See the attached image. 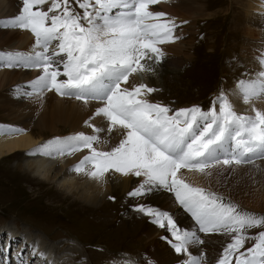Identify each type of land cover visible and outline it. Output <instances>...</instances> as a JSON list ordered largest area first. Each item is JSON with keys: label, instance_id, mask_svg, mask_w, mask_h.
Instances as JSON below:
<instances>
[{"label": "snow or ice", "instance_id": "snow-or-ice-1", "mask_svg": "<svg viewBox=\"0 0 264 264\" xmlns=\"http://www.w3.org/2000/svg\"><path fill=\"white\" fill-rule=\"evenodd\" d=\"M159 3L22 0L20 13L4 26L30 31L35 37L33 51L0 53V67L40 70L30 82L31 91L24 93L27 96L42 98L54 91L85 105L95 104L84 122L92 134L55 137L30 154L57 158L87 150L71 169L77 174L97 182L110 171L136 177L127 196L138 201L161 190L173 194L195 221L194 229L181 227L175 213L152 204L137 203L134 210L170 233L171 239L164 238L185 257L181 264H208L199 247L206 243L201 233L223 238L215 264H264V215L243 210L187 180L189 173L211 177L216 169L223 175L222 168L264 159V110L254 103L264 100V71L257 79L240 80L232 93L251 106L252 115L238 113L223 91L207 111L199 106L174 110L152 102L149 97L158 89L136 80L154 71V64L164 57L160 46L179 39L176 30L187 23L153 11ZM260 62L264 65V57ZM97 118L99 126L93 122ZM24 131L10 128L15 134ZM102 133L108 139L101 140ZM112 138L118 142L109 149L98 147ZM254 229L259 231L253 234Z\"/></svg>", "mask_w": 264, "mask_h": 264}, {"label": "rangeland", "instance_id": "rangeland-1", "mask_svg": "<svg viewBox=\"0 0 264 264\" xmlns=\"http://www.w3.org/2000/svg\"><path fill=\"white\" fill-rule=\"evenodd\" d=\"M18 1L22 2V0ZM188 1L195 9H191L189 5L182 7V0H161V3L152 6L153 11L165 12L173 18L179 16L181 21H187V23L177 28L176 33L179 34L176 35L180 38L176 42L160 46L164 52L162 63L154 64V71L140 78L150 87L158 89L149 97L152 102L161 103L174 110L199 106L207 111L221 91L227 94L232 102L236 101L232 93L237 83L242 80L241 73L248 57L247 52L249 51L248 54L251 55L253 51L250 49L251 42L246 43L247 35L244 28L245 18L250 12L248 5L252 1ZM9 2L12 1L9 0ZM1 4H5L7 8V1ZM5 8L0 11V47L3 48L0 49V53L7 48L11 49L10 46L15 48L16 52L8 51L7 53H25L24 47H20L19 43L8 45L9 41H6V38L11 37L12 34L22 35L23 29L4 26L17 15L16 13L14 17H11L9 15L11 10L8 8L5 10ZM198 15L201 16L198 17ZM260 43L263 45V41ZM254 51L259 53L258 48ZM259 54L264 55V53ZM171 55H178L183 62L176 66L174 74L162 73L161 75L160 72L163 69L161 65ZM20 67L26 71V73L20 72L24 75V79L11 82H3L5 68L8 67H0V122L16 124L15 120L20 119L27 123L32 135L42 140H49L57 135H68L72 131L69 125L74 120L71 123L59 119L58 121L57 119L39 121L40 112L43 113L39 104L43 100L24 93L31 91L30 82L41 72L35 68ZM76 104L80 107L82 114L77 120V125L82 124L81 128L85 130V134H92V129L86 127L84 122L94 108L90 107V111L87 110L82 101L76 100ZM239 104L238 102L239 107L236 108L238 113L253 114L250 112V105L243 102ZM93 122L98 126L100 124L98 118ZM105 134H101V140L108 139ZM113 142L118 141L112 138L107 145L98 147L104 146L107 150L114 145ZM23 156L24 152L20 151L0 160V228L5 232L3 238L1 236L0 248L7 253L6 256L10 257L11 261L14 257L21 256L24 262L38 260L29 253L28 248L33 247L32 243L28 247L21 246L24 236L26 237L23 245L30 243L27 239L29 235V238L38 239L39 243L53 245L60 256L69 252L73 257L72 264H129V262L130 264H147L144 256V254L147 255L145 253L146 238L137 235V231L142 224L151 221V218L134 210L137 203L151 204L147 202V198L142 201L129 198L127 193L131 190L124 191L120 186L113 187L109 183L108 198H102V204H99V207L92 206L93 204L82 201L77 195L60 189L56 179L44 181L34 177L30 172L29 174L22 171L17 166V160H22ZM255 163H262L263 170L259 172L257 164H254L252 167L256 172L254 179H250L246 165H241L239 169L230 168V174L239 172L238 175H245L247 177L245 183H242V179L230 180L229 175H226L224 180L214 175L213 169V175L204 176L197 182V186L217 192L243 210L264 215V159H257ZM226 169L225 173L229 168ZM260 173L261 176L263 175L262 180L256 183ZM188 177L189 175H187L189 181L191 178L188 179ZM137 179L130 178L134 183ZM189 182L192 183V181ZM258 231L259 229H254L252 233L255 234ZM17 238L19 245H15ZM203 252L207 253L206 250Z\"/></svg>", "mask_w": 264, "mask_h": 264}, {"label": "bare ground", "instance_id": "bare-ground-1", "mask_svg": "<svg viewBox=\"0 0 264 264\" xmlns=\"http://www.w3.org/2000/svg\"><path fill=\"white\" fill-rule=\"evenodd\" d=\"M6 1H7L8 10L9 9L11 10L9 15L11 17H14L16 13L18 15L22 8V2L18 0L17 1L11 0L12 2H9V0H1L0 1V11H2V9L6 7L5 4H1V3H5ZM251 1L252 2L250 3V5H248L249 7L248 9H250V12L247 13V16L245 18L246 23H245L244 28H245V33L247 35L246 43L251 42L250 44L251 50L254 51L256 48H258L259 53H264V26H263L264 25V0H251ZM190 3L191 2L188 0L187 1L182 0L181 5H183L182 7H184L185 5H189L191 9H195V7L192 8V4ZM7 8H5V10H7ZM195 16L197 17V15ZM199 16L201 15H198V17ZM175 17L178 22L179 21L181 22V19L179 18V16H175ZM11 32H14V30L12 29ZM176 34H179V33H176ZM33 37L34 36L30 31L23 29L22 35L12 34L11 37L6 38V41H9L8 45H13V44L16 45V42H17L20 44V47L21 46L24 47L25 53H31L33 51V46L35 44V41H33ZM261 41H263V45H261L260 43ZM10 47L11 49L7 48L6 51L3 50L4 51L3 53H7L8 51H11V52L15 51L14 50L15 48H13L12 46ZM0 49H3V48L0 47ZM253 51H251L252 52L251 55L248 54L249 51L247 52L248 57H246L245 65L243 66V71L241 73L243 80L257 79L259 76V73L261 71H264V65H262L260 62L261 58L264 57V55L256 53L257 51L256 52L255 51L253 52ZM182 62L183 61L180 60L178 55H171L167 57L163 61V64L161 65V67H163L162 72H160L161 75L162 73L174 74L175 73L174 69L176 68V66H179V64H181ZM15 71L16 73H13ZM20 72L26 73V71H24L23 68L21 67L16 68V69L15 68H7V69L5 68V77H4L3 82L18 81L21 78L24 79V75L20 74ZM136 82L137 83L142 82V78L138 77ZM234 98L236 99V101H234L233 104L235 108H238L239 107L238 102L241 104L242 101L236 96H234ZM41 99L43 100V102L40 103L39 106L41 110H43V113L40 112L39 121L46 120V119H49V120L57 119L58 121L59 119V120H67L68 123L69 122L71 123V121L74 120V122H72L71 125H69L72 128V131L68 135H65V136L57 135L55 137L63 138V137L73 135L79 131L80 132L85 131V130H82L81 128L82 124L77 125L78 123L77 120L79 116L82 114H81V110H79L80 107L77 106L76 104L75 99L61 97L58 94H56L54 91L44 93L43 98ZM254 103L257 108L264 110V100H256L254 101ZM81 106H83V104ZM90 107L95 108V104L85 105V108L89 111H90ZM83 109H84V106H83ZM15 122L17 123L12 124V123L4 122V121L0 122V160L5 156L15 155L18 152L23 151L24 152L23 159L17 160V166L22 171H26L28 173L30 172L33 174L34 177H37L44 181H51L53 179H56L60 189H63L66 192L71 193L73 195H77L82 201H86L90 204H93L92 206H96V207H99L98 205L102 204V198L105 199L108 196L107 194L109 193L107 192H109L110 190L109 183H111L113 187L120 186V188L124 189V191L132 190V188L135 187L134 185H136V182L134 183L133 180H130L131 177L121 176L122 174L120 175V173H116L114 171H110L106 173L103 182H97L95 180L88 178L86 175L77 174L76 172H73L71 170L73 164L75 162L78 163L79 160L83 157V155L87 154V150H84L83 152H78L71 156H64V157H57V158L46 157V156H42L39 154H36V155L30 154L32 150L35 149L38 145L43 144L51 139H54L55 137L49 140H42L41 138L35 137L29 132L26 122H23L20 119H16ZM73 123H76V124H73ZM10 128H21V129H24L25 131L19 134H15V133L10 132ZM113 144L115 143L113 142ZM254 164H257V163H254ZM246 166H248V169H249L248 174L250 175V179H252L254 177V174L256 173L254 172L252 168L254 167V165H246ZM257 166H258L259 172L260 170L261 171L263 170L262 163L257 164ZM235 168L239 169L240 166H236ZM226 170H227L226 168L224 170L220 169V171L223 172V175H217L216 174L217 170L214 169V175L220 176L223 179L226 177V175H229L230 178L228 179L230 180L231 179H242V183H245V180L247 178L245 175H242V174L238 175L239 172L235 173L234 171H232L234 173L230 174L229 172L230 168L225 173ZM188 175H189L188 179L191 178L189 181H192V183L196 185H198L197 182L201 181L200 179L204 177V175L199 174V173H193V174L189 173ZM262 176L260 173V177H258L255 182L256 183L261 182ZM238 185H241V184H238ZM147 202H150L154 206L157 205L163 210H168V211L175 213L176 219L178 220V223L180 224L181 227L187 230H192L196 227L195 221L192 219L191 215L189 213H186L179 206V204L175 202V197L173 194L163 191V190L154 192L150 194L149 197H147ZM4 233H5L4 230L0 228V234H1L0 244H1V236L3 238ZM137 235L143 236L146 238V249L147 250L145 249V253H147V255L144 254V256L146 258L147 264L149 261H151L152 264H181V260L185 258V257L178 255L175 252V250L171 247V245L168 243V239H171L170 233H167L165 229L159 228L156 224L152 223L151 221H149L148 223L146 222L142 224L141 227L137 231ZM200 235L206 241L204 245L199 246L200 249L206 250L207 253L205 254V256L208 261V264H215V261L218 258V255L222 251L221 241L223 238L217 234H210L208 237H206L202 233ZM25 237L26 236H24V238ZM27 237H28L27 239L30 240V243H26V245H23L24 238H22V243L20 242L21 246L23 248L28 247L32 243L33 249L29 247L28 248L29 253L31 255H34L33 256L34 259L36 258L38 260H34V262L27 261V262H24V264H27V263L28 264H72L73 257L69 252L65 253L64 256H60L57 254L58 250L53 245L50 246L47 243L45 244L39 243L38 239L33 238L31 236H30L31 238H29V235H27ZM164 237H168V239H165ZM11 242L13 241L11 240ZM16 242L17 243H15V245L17 244L19 245L18 238ZM14 251L18 252L16 250ZM191 251H193L194 254H198V249L196 248L191 249ZM6 254L7 253H4L2 248H0V264H14V263L21 264V259L23 260L22 256L18 258L14 257L12 259L13 261H11L10 257L6 256Z\"/></svg>", "mask_w": 264, "mask_h": 264}]
</instances>
